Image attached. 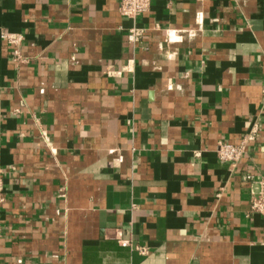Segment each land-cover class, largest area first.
Segmentation results:
<instances>
[{"label":"crops","instance_id":"1","mask_svg":"<svg viewBox=\"0 0 264 264\" xmlns=\"http://www.w3.org/2000/svg\"><path fill=\"white\" fill-rule=\"evenodd\" d=\"M121 1L0 0V264H264V0Z\"/></svg>","mask_w":264,"mask_h":264},{"label":"built area","instance_id":"2","mask_svg":"<svg viewBox=\"0 0 264 264\" xmlns=\"http://www.w3.org/2000/svg\"><path fill=\"white\" fill-rule=\"evenodd\" d=\"M151 5V0H122L120 3L119 11L122 16L131 19L137 18L142 13L149 10ZM143 30L137 27H132L128 33V39L131 42H136L141 36ZM3 37L13 46V60L17 63L24 61L21 53V45L24 40V35L22 33L11 32L4 33ZM244 152L243 144H233L230 142H220L217 148V153L222 161H238ZM248 179H252L253 176H247ZM3 189L2 179L0 176V192ZM1 199V198H0ZM251 209L255 212L264 215V174L258 178V189L252 196ZM1 238V235H0ZM123 246H128L131 244L130 240L122 239L120 240ZM138 249H140L138 247ZM144 252V250H140ZM1 254V248H0Z\"/></svg>","mask_w":264,"mask_h":264}]
</instances>
